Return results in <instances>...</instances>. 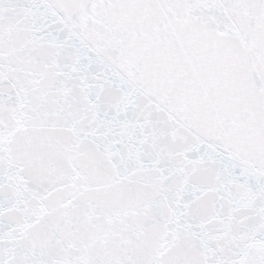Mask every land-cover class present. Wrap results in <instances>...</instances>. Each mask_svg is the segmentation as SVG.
<instances>
[{"label":"snow or ice","instance_id":"obj_1","mask_svg":"<svg viewBox=\"0 0 264 264\" xmlns=\"http://www.w3.org/2000/svg\"><path fill=\"white\" fill-rule=\"evenodd\" d=\"M0 264H264V0H0Z\"/></svg>","mask_w":264,"mask_h":264}]
</instances>
